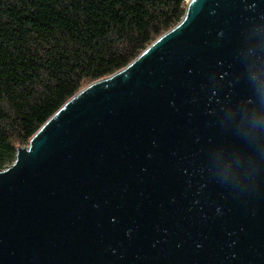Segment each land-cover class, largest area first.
<instances>
[{
	"label": "water",
	"instance_id": "water-1",
	"mask_svg": "<svg viewBox=\"0 0 264 264\" xmlns=\"http://www.w3.org/2000/svg\"><path fill=\"white\" fill-rule=\"evenodd\" d=\"M264 79V0H187L0 171V264H264V150L236 132Z\"/></svg>",
	"mask_w": 264,
	"mask_h": 264
},
{
	"label": "trees",
	"instance_id": "trees-1",
	"mask_svg": "<svg viewBox=\"0 0 264 264\" xmlns=\"http://www.w3.org/2000/svg\"><path fill=\"white\" fill-rule=\"evenodd\" d=\"M187 0H0V170L85 85L136 58Z\"/></svg>",
	"mask_w": 264,
	"mask_h": 264
},
{
	"label": "clouds",
	"instance_id": "clouds-1",
	"mask_svg": "<svg viewBox=\"0 0 264 264\" xmlns=\"http://www.w3.org/2000/svg\"><path fill=\"white\" fill-rule=\"evenodd\" d=\"M249 79L254 85V100L249 101L253 106L238 114L236 132L242 140L262 151L264 150V79L251 74Z\"/></svg>",
	"mask_w": 264,
	"mask_h": 264
},
{
	"label": "rangeland",
	"instance_id": "rangeland-1",
	"mask_svg": "<svg viewBox=\"0 0 264 264\" xmlns=\"http://www.w3.org/2000/svg\"><path fill=\"white\" fill-rule=\"evenodd\" d=\"M9 166H10V164H8V163L4 164L3 168L0 171L7 169Z\"/></svg>",
	"mask_w": 264,
	"mask_h": 264
}]
</instances>
